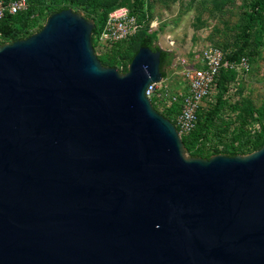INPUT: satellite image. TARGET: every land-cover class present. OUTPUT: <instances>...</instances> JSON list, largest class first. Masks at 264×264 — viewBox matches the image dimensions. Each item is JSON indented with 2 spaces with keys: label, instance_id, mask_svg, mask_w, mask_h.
Wrapping results in <instances>:
<instances>
[{
  "label": "water",
  "instance_id": "1",
  "mask_svg": "<svg viewBox=\"0 0 264 264\" xmlns=\"http://www.w3.org/2000/svg\"><path fill=\"white\" fill-rule=\"evenodd\" d=\"M94 27L66 9L0 45V264H264V145L187 157L145 96L160 51L121 74Z\"/></svg>",
  "mask_w": 264,
  "mask_h": 264
},
{
  "label": "rangeland",
  "instance_id": "2",
  "mask_svg": "<svg viewBox=\"0 0 264 264\" xmlns=\"http://www.w3.org/2000/svg\"><path fill=\"white\" fill-rule=\"evenodd\" d=\"M37 1L44 11L36 26L30 30L29 36L37 33L45 25L51 12L57 8L68 7L74 13L83 18L86 16L92 21L100 20L121 3L130 7L141 18L142 27L148 25L147 33L154 45L174 54L172 63L164 68L165 84L172 93L182 88V60L187 63L196 61L200 51L207 46L220 47L227 53L238 47L241 42V27L249 12L248 4L252 3L251 0H102L100 5L92 8L88 0ZM262 22L256 26L258 31L253 41L255 52L250 59L249 71L236 70L235 74L228 76L222 86L226 111L221 119L230 125L228 136H223L214 145H218L219 149L228 148L229 152H232V147L237 144L236 136L231 133L233 127L238 126L237 118L244 121L246 129H257L260 123L257 113L264 112V15ZM136 39L137 37L131 47L123 46V49H127L125 61L123 64L118 62L115 66L121 74L127 71L126 64L136 48ZM7 43L10 42L6 41L4 44ZM216 93L215 89L212 101L215 100ZM263 121L264 119L261 123H264ZM248 154L250 153L237 155ZM185 155L190 157L186 153Z\"/></svg>",
  "mask_w": 264,
  "mask_h": 264
},
{
  "label": "trees",
  "instance_id": "3",
  "mask_svg": "<svg viewBox=\"0 0 264 264\" xmlns=\"http://www.w3.org/2000/svg\"><path fill=\"white\" fill-rule=\"evenodd\" d=\"M4 1L8 2L11 0ZM27 1L28 6L26 10L20 11L14 15L9 14L8 12L4 13V16L0 20V45H3L6 41H9L11 43L17 40L25 39L29 36L30 30H32L36 26L39 18L42 16V12L44 11L43 6L41 7V4L38 3L37 0ZM88 1L92 8H94L100 5L102 0ZM251 1L252 3L248 4L249 12L246 14L243 25L241 27V42L234 51L226 54L225 59L229 62L236 63L242 57H244L248 60L249 63H251L250 59L254 55L255 48H253V41L255 40L258 31V28L256 27L257 24L263 23L262 19L264 15V0ZM119 7L127 6H124V3H121ZM127 8L137 19L138 24L141 26L140 30L129 40L114 45L108 53L97 56L98 59L104 67L115 68L118 62L123 64L125 61L124 56L127 53V49H123V46L127 45V47H131L133 41L137 37L136 48L128 59V64L126 65L130 64L132 58L141 47H148L155 51L159 50L162 78L165 79L164 68L168 67L172 63L174 54L155 46L151 36L147 33V30H149L148 25L142 27L141 18L130 7ZM66 9H68V7L65 6L54 9L50 15ZM109 13L104 15L100 20H92L95 25L92 31V41H94V35H96L97 32L101 29ZM84 18L86 20H89V18L86 16ZM235 73L236 70H231L228 68H224L221 70L220 76L216 82L217 93L214 102L212 104H209L206 108H202L198 111L196 129L189 135L182 137V143L185 152L191 158L209 159L211 156L218 154L232 156H236L237 154L243 155L244 153H251L264 145V123H261V121L264 119V112L262 111L257 113V117L260 120L257 129H246L244 121L241 118V121L239 118H237V120H239L238 126H234L232 129L233 131L231 132L234 137L236 136L237 142L236 146L232 147V152H229L228 148L223 147L219 149L218 145H214L216 141L219 142L223 136H228L230 124L221 119L222 115L226 111L224 108L226 104L222 98V86L228 79V76ZM168 120L172 121L170 117L168 118Z\"/></svg>",
  "mask_w": 264,
  "mask_h": 264
},
{
  "label": "built area",
  "instance_id": "4",
  "mask_svg": "<svg viewBox=\"0 0 264 264\" xmlns=\"http://www.w3.org/2000/svg\"><path fill=\"white\" fill-rule=\"evenodd\" d=\"M27 6V0L8 2L0 0V20L5 12L14 15L26 10ZM140 28L137 19L127 7L114 9L108 14L101 29L94 35L92 46L95 55L108 53L114 45L129 40ZM226 54L227 52L220 47L207 46L200 51L196 61L187 63L182 60L183 84L176 93L170 92L165 79L159 83H151L146 88L145 96L153 109L166 119L169 117L172 119L170 122L181 139L196 129L198 111L214 102L211 98L221 70L228 68L240 72L249 71L250 64L246 58L242 57L236 63L229 62L225 59Z\"/></svg>",
  "mask_w": 264,
  "mask_h": 264
},
{
  "label": "crops",
  "instance_id": "5",
  "mask_svg": "<svg viewBox=\"0 0 264 264\" xmlns=\"http://www.w3.org/2000/svg\"><path fill=\"white\" fill-rule=\"evenodd\" d=\"M167 51V50H166Z\"/></svg>",
  "mask_w": 264,
  "mask_h": 264
}]
</instances>
